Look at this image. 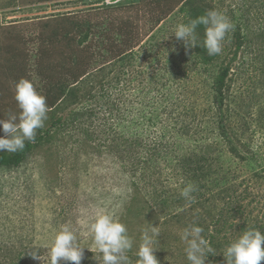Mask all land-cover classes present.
Returning <instances> with one entry per match:
<instances>
[{"label": "trees", "instance_id": "1", "mask_svg": "<svg viewBox=\"0 0 264 264\" xmlns=\"http://www.w3.org/2000/svg\"><path fill=\"white\" fill-rule=\"evenodd\" d=\"M234 1L226 5V0H163L164 9L143 39L135 41L137 33L131 26L118 28L119 39L106 46L110 55H103L99 65L91 69L95 55L88 51L81 62L72 61L76 72L64 81L50 82L49 109L58 111L62 102L69 106L79 99H86L87 105L55 117L51 128L36 135L35 143L25 142L23 151L0 152V167H19L34 150L51 143L54 132L80 134V143L113 155L129 175L132 191L126 209L143 229L157 226L160 219L178 222L190 213L186 226L202 227V235L215 249L207 264H223L224 250L244 231L264 233V210L261 215L253 210L254 202L263 199L264 204V0ZM209 9L223 12L235 28L228 38L234 49L224 44L221 54L209 56L202 46V25L197 28L201 46L187 48L196 64L227 60L213 85L207 120L200 91L189 87L193 69L188 58L170 71L167 62L172 61L164 53L153 61L152 69H144L141 62L136 69L131 67L140 48L151 45L174 12L186 23ZM91 29L87 26L81 38L84 50L90 46L86 41ZM178 46L185 47L183 42ZM238 59L248 83L231 106L230 80ZM188 183L196 187L191 202L181 196ZM199 215L207 218L206 225ZM160 233L164 236L166 230ZM157 239L174 248L161 235Z\"/></svg>", "mask_w": 264, "mask_h": 264}, {"label": "rangeland", "instance_id": "2", "mask_svg": "<svg viewBox=\"0 0 264 264\" xmlns=\"http://www.w3.org/2000/svg\"><path fill=\"white\" fill-rule=\"evenodd\" d=\"M110 1L0 0V119H7L10 112L19 116L15 85L21 78L33 82L37 91L50 102L53 97V92L47 91L50 82L64 81L66 75L76 72L77 64H73V60L81 62L90 51V55L92 52L95 55L91 58V69L96 67L104 60L103 55H110L106 46L119 39L118 28L133 27L137 33L135 41L141 40L164 9L163 0ZM173 1L168 0V3ZM230 3L236 4L234 0H226V5ZM9 7H14L12 14L3 10ZM180 23L179 12L170 15L156 38L150 41L151 45L140 48V56L136 55L131 68L136 69V64L141 62L144 69H152L153 61L164 53L172 61L167 62L170 71L173 64L188 58L193 69L189 87L200 91L198 97L202 105L207 106L208 120L213 85L227 60L219 59L211 65L196 64L188 49L178 46L183 41L174 36ZM89 25L93 28L86 41L90 46L84 50L85 42L82 43L81 38ZM225 45L234 49L230 39ZM239 61L233 64L230 80L228 102L231 106L248 83V75L240 70ZM87 103L86 99H79L69 106L62 102L58 111L49 109L45 127L38 129L37 134L51 128L55 117L66 116ZM65 106L67 108L61 109ZM76 134L66 130L54 132L52 142L34 150L19 167H0V264H50L52 241L63 226L73 230L81 247H85L81 264H103L102 254L88 249L95 247L90 226L98 214H111L126 225L135 242L128 255L132 264H136L135 252L143 228L141 221L126 209L132 191L129 175L113 155L86 147L78 141L82 135ZM3 136L0 125V137ZM253 206L254 213L261 215L263 199ZM189 214L178 222L163 219L156 222L160 231L166 230L164 236L160 233L161 237L174 246L170 249L163 240L157 239L155 255L160 264H189L185 244L180 239L183 230L188 228ZM199 216L206 225L207 218ZM34 252H38L42 260L33 258ZM61 264L72 262L62 260Z\"/></svg>", "mask_w": 264, "mask_h": 264}, {"label": "clouds", "instance_id": "3", "mask_svg": "<svg viewBox=\"0 0 264 264\" xmlns=\"http://www.w3.org/2000/svg\"><path fill=\"white\" fill-rule=\"evenodd\" d=\"M201 25L204 26L202 46L207 54H221L235 25L219 10L209 9L203 15L178 24L174 36L183 41L186 49L201 46L197 32ZM15 100L21 110L19 116L10 112L7 119H0L5 133V136L0 137V152L16 153L25 149L26 141L35 143L37 130L44 128L48 119L47 97L38 92L30 80L21 78L16 83ZM195 191V185L188 183L182 189L181 196L191 202L194 199L192 193ZM90 230L95 247L87 248L94 253H101L103 264H132L128 253L133 250L135 242L124 223L111 214H98ZM203 231L202 227L193 224L185 228L180 236L185 244L184 252L189 264H205L209 254H216L215 249L202 235ZM159 236V227L153 224L142 230L141 242L135 252L138 257L136 264H160L155 255ZM84 248L81 247L77 234L68 226H63L52 241L49 250L50 264H61L62 260L81 264ZM31 255L42 260L38 252ZM223 255L226 264H264V233L258 229L244 231L226 247Z\"/></svg>", "mask_w": 264, "mask_h": 264}, {"label": "crops", "instance_id": "4", "mask_svg": "<svg viewBox=\"0 0 264 264\" xmlns=\"http://www.w3.org/2000/svg\"><path fill=\"white\" fill-rule=\"evenodd\" d=\"M14 9V7H9V8H4L3 10H5V12H8V11H10L9 13H7V14H12L11 13V11ZM6 10H8V11H6ZM14 24V23H13Z\"/></svg>", "mask_w": 264, "mask_h": 264}, {"label": "bare ground", "instance_id": "5", "mask_svg": "<svg viewBox=\"0 0 264 264\" xmlns=\"http://www.w3.org/2000/svg\"><path fill=\"white\" fill-rule=\"evenodd\" d=\"M107 2H111L110 0H107Z\"/></svg>", "mask_w": 264, "mask_h": 264}]
</instances>
